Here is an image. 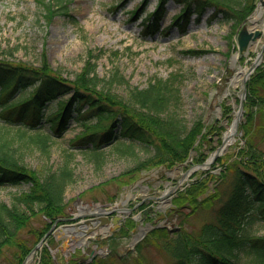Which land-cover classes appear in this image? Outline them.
<instances>
[{"label":"rangeland","instance_id":"374dc122","mask_svg":"<svg viewBox=\"0 0 264 264\" xmlns=\"http://www.w3.org/2000/svg\"><path fill=\"white\" fill-rule=\"evenodd\" d=\"M140 3L141 0H68L67 6L74 19L72 21L59 12L46 18L41 0H0V59L33 66H39L45 59L52 70L72 80L80 72L88 51L93 50L98 55L95 59L98 76L106 77L111 70L118 68L127 80V87H144L154 76L166 77L171 72H178L183 81L177 112L188 124L200 119L205 127L215 126V130L207 134L202 146L205 160L220 147L229 127H233L230 134L232 140L205 167L191 169L190 165L195 163L194 154L175 172H167V167L163 165L140 170L137 180L132 184L125 182L126 176H122V173L137 161L146 159L152 150L136 142L120 139L103 148V161L97 163L71 144L70 140L83 128L80 119L87 118L89 123H95L94 113H80L79 120L72 121L61 136L55 137L46 153L30 143L18 146L15 155L20 164L36 173L58 169L64 163L66 153L72 154L68 162L74 176L63 192L66 217H76L112 206L130 208L135 200L148 204V195L174 185L182 175L185 177L183 188L176 190V194L184 191L197 177H202L206 179L208 188L199 195V199L207 196L214 187V181L218 180V171L221 172L226 161L229 163L238 157L239 150L244 146L247 135L242 125L246 121V113L251 109L254 115L249 125L250 138L256 149L264 154V107L261 109L258 103L250 107L247 103V81L258 67L264 66V49L258 64L245 80L241 109L239 98L244 75L238 77L240 67H249L254 61L264 37L260 35L255 38L247 51L239 52L237 49V35L242 26H246L249 31L262 28L264 0H256L261 9L256 25L245 19L233 29L232 21L224 20L220 14L214 16V8L206 7L198 19L196 14L191 15L184 32L172 23L181 5L169 0L163 6L158 21L159 29L153 35L143 33L142 21L155 10L156 1L150 0L142 8ZM136 6L139 12L133 16L131 13ZM188 49L205 52L192 54L186 51ZM257 87V94L264 97V89ZM125 89L123 84L114 85L115 92L119 94H125ZM239 111L237 116L236 112ZM234 120L236 126L233 125ZM118 177L125 178V181L116 180ZM224 184L226 186L227 182ZM142 185L148 188L142 189ZM28 188V183L0 186V202L10 204L15 194ZM181 202L178 200L180 206H185L179 208L178 212L169 211L168 228L181 225L187 231L197 232L203 223L215 220L214 210L219 201L210 205L202 204L193 212H190L188 202ZM167 208L174 209V206L168 204ZM140 212V208L137 210L134 207L128 214ZM81 218L83 220V216ZM42 220L45 218L37 215L31 220L32 226L23 230L22 235L31 247L37 242L29 232V227L40 229ZM154 220L147 221L155 223ZM61 228L63 235H54L52 242L49 244L46 241L44 246H48L55 264H68L64 252L71 249L75 241L80 243L83 237L76 240L78 237L74 236L75 233H66L64 228L72 230L69 225ZM102 230L96 229L97 232ZM137 230L135 226L129 235L121 237L116 234L115 238H111L113 231H108L105 237L95 235L91 244H97L98 255L107 257L108 264H173L161 236L150 234L144 242L140 240L133 243V234ZM247 230L252 235H264V221L254 219L247 224ZM69 236L75 241L68 239ZM138 243H141L140 248H137ZM41 249L32 254L28 264L37 263ZM80 249L76 247L72 256L78 257Z\"/></svg>","mask_w":264,"mask_h":264},{"label":"trees","instance_id":"16d2710c","mask_svg":"<svg viewBox=\"0 0 264 264\" xmlns=\"http://www.w3.org/2000/svg\"><path fill=\"white\" fill-rule=\"evenodd\" d=\"M148 1L141 0L140 8ZM168 1L156 0L155 10L142 21L144 34L153 35L158 31V21ZM172 1L181 5L172 18V23L181 32L185 31L191 15L196 14L198 19L206 7H213L214 16L220 14L224 20L232 21V27L236 29L256 5V0ZM41 3L46 18L59 12L74 20L67 6L68 0H41ZM138 8L136 6L132 11L133 16L138 14ZM186 51L192 54L205 52ZM97 56L89 50L80 72L72 80L52 70L45 59L39 66L0 59V186L29 184L28 190L15 194L10 204L0 202V264H20L29 252L31 245L22 233L32 226V218L37 215L45 218L40 229L29 227L37 242L55 219L66 216L63 192L74 176L68 162L70 152L66 153L64 163L58 169L36 173L20 164L15 155L16 148L30 143L41 152H48L53 139L61 136L72 121H78L80 113H94L96 121L89 123L87 118L80 119L83 128L70 142L97 163L103 161V148L120 139L152 150L146 159L137 161L122 173L126 181L125 178L116 179L120 182L132 183L140 170L157 165L171 167L183 162L191 150L196 151L195 163L205 160L202 146L215 126L205 127L200 119L188 124L177 112L183 81L180 73L154 76L144 87H127V80L118 68L106 77L98 76L95 70ZM117 84L126 87L125 94L115 92L114 85ZM257 86L264 89V66L258 67L247 81V103L250 107L258 103L262 109L264 97L257 94ZM253 115L252 109L246 113L242 127L247 138L238 157L224 163L209 194L199 199L208 185L206 179L197 177L173 199L174 212L185 206H180L178 200L188 202L190 212L202 204L219 201L214 210L215 220L203 223L197 232L187 231L181 225L171 229L154 227L142 239L144 242L150 234L161 236L173 264H264V235L247 232V224L254 219L264 221V154L256 149L250 138L249 125ZM132 226L134 220L129 218L121 233L127 234ZM51 242L52 237H49L48 243ZM107 260V257H99L86 264H108ZM52 262V255L45 245L37 264ZM68 264L81 263L71 259Z\"/></svg>","mask_w":264,"mask_h":264},{"label":"water","instance_id":"95a60500","mask_svg":"<svg viewBox=\"0 0 264 264\" xmlns=\"http://www.w3.org/2000/svg\"><path fill=\"white\" fill-rule=\"evenodd\" d=\"M260 1L262 2V0H260ZM259 9H260L259 8V3H257L255 9L253 10V13H256ZM251 17L252 16L249 15L246 19L251 21L250 20ZM260 35H262L264 37V23L263 22H262V28L260 30L257 29V28H254L252 31H249V30H247L246 26H242L240 31H239V33H238V35H237V49H238V51L239 52L247 51V48L249 47V45H251V42H253L255 40V38L259 37ZM263 49H264V42L261 44L260 50L257 52L254 61L248 67L249 68L248 73H246L243 76V79H242V94H241V97L239 98V107H240V109L242 107V100L244 98V93H245L244 92L245 80L247 79L249 73H251L252 70H254L255 66L258 64V62L260 60V57L262 55ZM239 114H240V111H239V113H237V116H239ZM235 122H236V120H234V123H233L234 126H236ZM224 149H225V138H224L222 144L220 145V147L214 152V154L210 155L209 158H207L204 162H202L200 164L191 165V169L194 170V169H197V168L205 167V165H208L211 162L213 156H215L216 154H218L220 151H222ZM194 153H195V151L193 150L191 152V155L194 154ZM191 155H190L189 158H191ZM184 164L185 163H180L175 168H177V167H179L181 165H184ZM182 180H183V177L180 180H178V182L174 186H172L169 189L163 191L160 195L152 196L153 200L154 201L161 200V202L165 200V201L171 203V195L177 189V187L180 185ZM129 211H131V209L116 208V207L101 208V209H98L96 211H91L89 213L79 215L78 217H82L83 216L85 218L83 220H78V221H76L74 223L68 224L69 226H71L73 231L79 230L80 231V232H78L79 233V237H83L82 245L85 247V252L80 257V261L81 262L85 258L86 254L93 252V248L89 245L90 240L92 238H94L93 237V233H92L93 229H96L99 226L100 227H108L109 228V223L119 225L120 222L125 219V217L122 216L121 213L122 212H129ZM112 213H114L113 216L109 217V215H111ZM164 215L165 214L163 213L161 216H164ZM75 218L76 217H71V218L70 217H60V218H57L53 222V224H52L51 228L49 229V231H47L40 238V240L30 249V251L24 257V259L21 262V264H27L30 256L33 254L34 251H36L39 247L42 246L45 238L47 237L49 232L55 228V226H56L58 221H68V220H72V219H75ZM83 222L84 223L87 222L88 224H90V227H87V228L83 227L82 226ZM138 222H140V221H138ZM64 226L65 225H63V227ZM151 226L152 225H146V226L144 225L143 227H139L140 233L136 236V239L134 241H136L140 237H142L144 235V233L146 232V230H148ZM102 236H104V235L102 234Z\"/></svg>","mask_w":264,"mask_h":264},{"label":"flooded vegetation","instance_id":"af4514ba","mask_svg":"<svg viewBox=\"0 0 264 264\" xmlns=\"http://www.w3.org/2000/svg\"><path fill=\"white\" fill-rule=\"evenodd\" d=\"M150 201H152L151 199H149ZM137 207V210L138 208H140L143 204L142 203H139L138 200H135L134 203H133V206ZM148 205H150V203H148ZM156 205V203H154V205H151L150 206V211L148 212L147 209H144V210H141V212L139 213V215L137 216V218H140V219H146L144 220V222H147V220H154L153 218L155 217L156 219L154 220L155 223H158L160 222L161 220H163V216L162 215V212L161 211H158L161 209V207H159L158 209H155L154 206ZM158 206V205H156ZM136 218V217H135ZM127 219H124L123 222L121 223V227L123 226V224L126 222ZM98 250H94L93 252L89 253V256L85 255L86 258L83 259V262L84 263H89V262H92L93 260L96 259V257H98L99 253H97ZM73 258V257H71Z\"/></svg>","mask_w":264,"mask_h":264},{"label":"bare ground","instance_id":"6f19581e","mask_svg":"<svg viewBox=\"0 0 264 264\" xmlns=\"http://www.w3.org/2000/svg\"><path fill=\"white\" fill-rule=\"evenodd\" d=\"M261 14V10L259 9L256 13H254V15L250 18V22L253 24V25H256V19L259 17V15ZM255 26H253L254 28ZM254 48H256V46H253ZM249 71V68L248 66H245V67H240V70H239V74H238V77L239 76H242V75H245L246 73H248ZM235 82H237V79H235ZM239 113V112H236V114ZM232 126L229 127L228 129V132L226 133V137L225 138V146L232 140L230 139V134H231V131H232ZM83 227H90V224H88L87 222H83L82 224ZM99 228V227H98ZM93 232H97L96 229H93ZM99 233L102 232L104 233L105 231H98Z\"/></svg>","mask_w":264,"mask_h":264}]
</instances>
